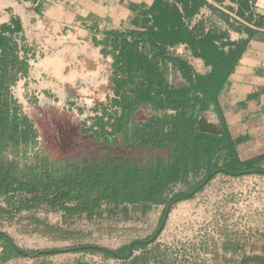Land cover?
Masks as SVG:
<instances>
[{
	"label": "crops",
	"instance_id": "crops-1",
	"mask_svg": "<svg viewBox=\"0 0 264 264\" xmlns=\"http://www.w3.org/2000/svg\"><path fill=\"white\" fill-rule=\"evenodd\" d=\"M0 38L39 96L109 90L91 134L179 120L217 144L212 165L264 174V0H0Z\"/></svg>",
	"mask_w": 264,
	"mask_h": 264
},
{
	"label": "rangeland",
	"instance_id": "rangeland-1",
	"mask_svg": "<svg viewBox=\"0 0 264 264\" xmlns=\"http://www.w3.org/2000/svg\"><path fill=\"white\" fill-rule=\"evenodd\" d=\"M107 93L108 89L100 87L75 90L74 101L61 106L37 95L23 80L16 79L4 93L9 129H5L7 133L3 132L0 139V164L12 167L20 177L23 171L34 169L44 161L77 163L104 154L143 162L158 155L167 159L166 151L127 150L123 137L110 136L106 140L84 128L87 121L93 124L91 112L95 113L98 100H104ZM146 116L147 113L140 112L138 122ZM208 164L205 162L204 167L166 186L158 204L104 202L94 213L68 218L49 205L21 213V217L35 215L76 232V238L70 241L23 235L19 227L0 221V233L25 251L53 252L81 246L116 251L159 232L154 243L144 252H135L128 262L108 259L103 254L64 252L42 258L13 259L4 264H264V174L236 177L219 174L205 182ZM203 182L205 186L192 199L170 202ZM28 197L23 193L0 195V208L10 204L19 206ZM166 213L168 217L162 226Z\"/></svg>",
	"mask_w": 264,
	"mask_h": 264
},
{
	"label": "trees",
	"instance_id": "trees-1",
	"mask_svg": "<svg viewBox=\"0 0 264 264\" xmlns=\"http://www.w3.org/2000/svg\"><path fill=\"white\" fill-rule=\"evenodd\" d=\"M9 47L10 42L0 38V139L3 132L7 133L5 129L8 128L5 120V90L16 83L19 74H25L27 71L24 62L7 52L6 49ZM137 95L139 100L149 102L148 94ZM125 125L126 123L122 124L116 133L123 134L124 147L127 150L134 148L158 152L169 151L168 160L164 161L158 155L143 162L104 154L96 159L80 160L77 163L44 161L34 169L23 171L20 177L12 167L6 168L0 164V195L23 193L26 197L29 196L21 201L19 206L10 204L7 208H0V221L19 227V232L23 235H39L65 242L76 238L77 233L61 224H50L35 215L21 217V213L36 206L49 205L62 217L68 218L83 213H94L104 202L116 205L158 204L160 203L158 197L165 191L166 186L179 180L182 175L186 176L204 167L205 162L209 163L205 182L211 181L219 174L236 177L260 173L259 170L212 165L217 144L204 137H196L195 128L179 120L155 118L146 124L134 125L127 129ZM99 128L102 129L100 136L104 139L107 140L112 136L106 133L103 126L99 125ZM204 186L203 182L195 190L181 193L170 202L190 200ZM69 204L75 205L68 206ZM162 223L163 219L161 225ZM158 236L159 232H156L148 240L134 241L116 251L95 246H81L41 252L21 250L7 235L0 233V248H2L0 263L4 264L13 259L54 256L64 252L103 254L108 259L128 262L135 252H144Z\"/></svg>",
	"mask_w": 264,
	"mask_h": 264
},
{
	"label": "water",
	"instance_id": "water-1",
	"mask_svg": "<svg viewBox=\"0 0 264 264\" xmlns=\"http://www.w3.org/2000/svg\"><path fill=\"white\" fill-rule=\"evenodd\" d=\"M201 130H202L203 132H210V133H212V134H215V132H211V131H209V130L204 129V128H203V123H202V122H201ZM167 217H168V213H166L165 216H164V221H163L162 226H164V224H165V222H166V220H167Z\"/></svg>",
	"mask_w": 264,
	"mask_h": 264
}]
</instances>
